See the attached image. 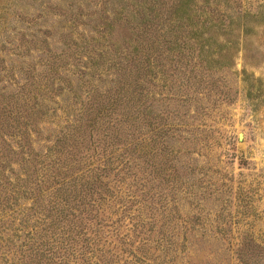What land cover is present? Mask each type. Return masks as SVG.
Instances as JSON below:
<instances>
[{
  "label": "rangeland",
  "instance_id": "rangeland-1",
  "mask_svg": "<svg viewBox=\"0 0 264 264\" xmlns=\"http://www.w3.org/2000/svg\"><path fill=\"white\" fill-rule=\"evenodd\" d=\"M125 1L0 0V94L16 101L7 109L38 113L36 150L56 140L92 90L117 85L126 53L141 45ZM215 1L223 15L205 36L218 54L204 59L210 53L199 51L166 78L181 95L188 79L198 90L187 89L182 107L199 139L183 152L188 184L179 190L177 180L168 197L175 202L156 207L150 245L133 235L115 263L133 264L128 253L141 247L143 264H264V0ZM211 73L215 86L205 80ZM156 85L149 87L162 99L166 88Z\"/></svg>",
  "mask_w": 264,
  "mask_h": 264
},
{
  "label": "trees",
  "instance_id": "trees-1",
  "mask_svg": "<svg viewBox=\"0 0 264 264\" xmlns=\"http://www.w3.org/2000/svg\"><path fill=\"white\" fill-rule=\"evenodd\" d=\"M125 2L141 45L126 53L117 85L92 90L45 151L34 148L38 113L7 109L16 101L0 94V264H119L133 235L150 245L160 224L156 207L175 202L168 197L177 180L179 190L188 184L183 152L199 139L182 107L193 87L182 81L184 96L166 78L199 51L210 53L204 59L218 54L205 35L223 13L215 0ZM206 78L215 86L212 73ZM156 83L166 88L162 99L149 87ZM128 254L133 264L149 258L141 247Z\"/></svg>",
  "mask_w": 264,
  "mask_h": 264
}]
</instances>
